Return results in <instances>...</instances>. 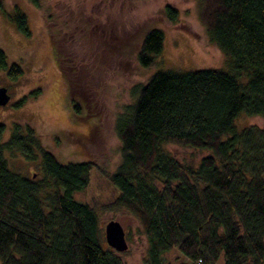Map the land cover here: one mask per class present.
Instances as JSON below:
<instances>
[{
  "label": "trees",
  "instance_id": "1",
  "mask_svg": "<svg viewBox=\"0 0 264 264\" xmlns=\"http://www.w3.org/2000/svg\"><path fill=\"white\" fill-rule=\"evenodd\" d=\"M198 10L229 67L163 70L132 86L133 102L113 122L122 152L108 175L118 193L111 206L124 207L141 223L145 264H174L166 259L172 251L179 253L175 264H217L221 256L225 264H264V127L235 124L243 113L264 116V0H198ZM164 12L171 21L178 17L171 5ZM7 15L31 34L18 6ZM50 34L70 111L84 118L88 101L76 66L65 61ZM147 34L136 55L144 67L164 39L158 28ZM6 61L0 47V68L12 79L23 74L20 63ZM12 125L2 143L6 125L0 123L1 264H124L127 250L106 245L95 206L74 196L88 187L95 163H62L30 124ZM166 144L211 153L196 167L186 166ZM5 151L39 162L41 177L11 169Z\"/></svg>",
  "mask_w": 264,
  "mask_h": 264
},
{
  "label": "rangeland",
  "instance_id": "2",
  "mask_svg": "<svg viewBox=\"0 0 264 264\" xmlns=\"http://www.w3.org/2000/svg\"><path fill=\"white\" fill-rule=\"evenodd\" d=\"M39 1L40 8L31 0H3L4 7L0 8V47L7 55L8 66L17 62L23 68L17 79L11 78L7 68H0V87H6L10 96L7 104L0 105V123L6 125L1 142L9 139L12 124L28 123L62 163L92 160L95 167L90 183L86 189L74 192L75 198L95 206L103 236L109 219L123 224L129 245L127 253H121L124 264H145L148 244L141 223L124 207L111 206L118 193L108 175L120 163L122 152L113 128L114 117L133 102L132 86L147 82L152 74L163 70L225 69L229 67L228 56L210 41L199 20L198 0ZM166 5L178 11L175 21L167 18ZM15 6L26 14L30 35L18 30L8 18L7 13ZM153 28L164 33L162 51L151 66H140L137 51ZM50 29L65 61L69 59L67 62L76 66V78L88 101L84 118L70 111L68 83L59 70ZM235 124L238 128L251 124L264 127V116L243 113ZM166 148L184 165L195 167L211 153L175 144H166ZM4 157L11 169L41 177L39 162L9 151ZM178 254L172 251L166 259L175 264ZM217 264H225L223 256Z\"/></svg>",
  "mask_w": 264,
  "mask_h": 264
},
{
  "label": "water",
  "instance_id": "3",
  "mask_svg": "<svg viewBox=\"0 0 264 264\" xmlns=\"http://www.w3.org/2000/svg\"><path fill=\"white\" fill-rule=\"evenodd\" d=\"M7 92L6 87H0V105L7 104L10 98ZM104 236L107 245L114 248L117 252L125 251L129 247L124 226L119 220L112 218L107 221L104 227Z\"/></svg>",
  "mask_w": 264,
  "mask_h": 264
}]
</instances>
